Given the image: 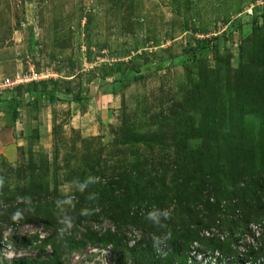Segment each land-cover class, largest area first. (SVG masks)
<instances>
[{
	"label": "rangeland",
	"instance_id": "rangeland-1",
	"mask_svg": "<svg viewBox=\"0 0 264 264\" xmlns=\"http://www.w3.org/2000/svg\"><path fill=\"white\" fill-rule=\"evenodd\" d=\"M263 42L264 0H0V83L18 79L28 68L41 74L9 89L0 85V212L11 218L0 229V264L16 258L28 260L22 264H48L55 256L62 264H133L134 259L143 264L126 250L139 243L140 232L130 225L122 231L126 248L114 250L102 241L115 229L108 212L126 202L130 216L154 205L152 195L168 197L171 191L192 202L191 184L207 172L201 137L194 134L208 103L197 100L196 89L209 79L223 90L224 80L231 78L225 67L236 71ZM256 75L251 83L259 85ZM76 96L79 103L73 102ZM221 102L219 113L225 108ZM4 127L9 131H1ZM262 128L261 120L248 113L224 118L218 135L239 133L249 140L246 162L257 171L264 165ZM222 139L217 146H224ZM208 144L213 147L211 140ZM170 161L185 168L193 162V174L173 173ZM158 162L167 171L149 186L147 177ZM221 171L213 194L225 198L218 204L224 214L177 248L173 264H192L197 256L198 264L204 258V264H232L240 250L229 238L238 232L232 227L240 217L239 203L227 197L233 192L228 168ZM120 172L129 181L110 185ZM89 177L99 181L77 187ZM66 200L71 203L57 204ZM26 201L29 221L13 219ZM175 205L166 207L175 213ZM36 213L49 223L34 218ZM64 216L73 226L60 240ZM245 218L246 228L264 214ZM170 220L178 229L188 223L182 215L172 214ZM139 244L149 263L163 264L171 253L167 243L157 251L152 236ZM258 256L264 259V248Z\"/></svg>",
	"mask_w": 264,
	"mask_h": 264
},
{
	"label": "trees",
	"instance_id": "trees-1",
	"mask_svg": "<svg viewBox=\"0 0 264 264\" xmlns=\"http://www.w3.org/2000/svg\"><path fill=\"white\" fill-rule=\"evenodd\" d=\"M206 46V43L199 44V47L201 48H205ZM254 69L258 70L259 74H253L252 70ZM225 70L231 73V78H226L224 80L223 90L220 89L221 87L217 83L212 81L209 82V79H207V81L204 79V82L208 84L202 83L196 89L197 100H201L203 103H208V105H206L204 108L205 110L202 114L201 121H199L197 124V127L195 128L196 132L194 134L196 137H201L199 153L203 157V164L206 167L207 172L206 174H198L196 176L195 183L191 184L192 189H190L189 194L192 196V202L180 198L175 193L172 194L171 191V194L168 195V197H166V194L164 193H161L158 197L152 195V201L155 203L154 205L146 204L145 207L141 209V212L135 210L130 214V216H128L129 209L126 206V202L124 204L114 205L113 210L116 212H108V217L112 219L114 226L112 229H115L113 232L107 230L103 234L104 238L102 239L103 242L112 243V245H114V250L120 249V247L123 249V247H125L122 244V231H124L126 227H129V225L140 232L139 239L137 240L139 243L146 236L149 238L153 235L163 236L167 233H170L171 238L167 241V244L170 246L171 253L168 254L164 263L173 264L174 255L175 258L178 256L177 254H174L177 248H183L189 242L195 240L198 237V231L200 229H209L212 226V223L215 221L216 216L224 214L219 210L218 204L225 198L219 199V197H216L217 195L213 194V192L215 190H219L220 187V185L216 186L215 183L219 181V177L222 172L221 167L228 168L227 173H229L230 188L233 190V192H227V197H229V199L234 198L239 203L237 207V213H240V217L237 220V224L233 225L232 227H235V230H238V232L236 234L231 233L229 235V238L232 239L231 241L233 242V245H236L237 240H239L241 235L246 232L244 225L248 220L245 218V216L249 217L252 212H258L259 215L262 214L263 216L264 200L262 202L261 200L262 198L264 199V165H261L257 171L252 170L250 164L246 162L247 157L251 155V143L249 140L239 138V133L230 134V132H226L223 139L218 134L219 126L224 122V118L225 120L232 121L237 120L240 118V116L249 113L261 120V125L263 128L261 130L262 134L260 135V138L261 144L264 145V42L260 45L259 49L254 51L253 56L248 58L244 64L240 65L236 71L226 67ZM229 75L227 76L229 77ZM253 75H260L258 77V82L260 83L259 85L251 83V81H253ZM205 100L206 102H204ZM222 100L223 104H225V113H219L218 107L220 105L222 106ZM249 100H254L256 103L250 104V102H248ZM73 102L79 103L80 99L76 96L73 98ZM258 109L261 110L260 115H257ZM15 115V110H12L11 120H14ZM208 133L213 135L212 138H208ZM220 138L223 140V147L217 146L216 142ZM210 140L213 142V147L209 146L208 144ZM221 148H223L224 151L222 155L219 154V150ZM190 154L193 153L190 152ZM196 162H198L197 159ZM171 163L172 165L174 164L173 173H178V170H185L186 172L191 170V174L194 172V168L191 169V166L194 164L193 162H189L186 168L180 166L178 161H172ZM175 166H177V169H175ZM158 168H160L159 172ZM166 171L167 170L164 169V165L161 162H158V167L153 172L152 177H147L149 180L148 185H152L153 181L156 182L160 179L163 180V176L165 175ZM114 176H116V179L110 181V185L115 184L120 186L122 181H129L127 178V173L125 172L117 173ZM176 180L180 182V180ZM158 199H160V202H157ZM209 199H212L213 202H209ZM27 202L28 201L23 202L24 206L22 205L21 207H24V210L20 212V216H23L22 219L26 222L30 219V210H28L25 206ZM171 202L176 203V205L173 207V209H175V213L172 214L182 215L188 219V223L182 226V228L178 229L177 225L171 222L170 219L162 221L167 225L166 228L156 227L151 221L146 219L147 212L150 211L154 206L160 209H165L167 208L166 204ZM1 213L2 212H0V216ZM8 214L9 212H6V220H4V224H0V229L7 227L6 223L8 224V221L11 219ZM5 216L2 215L0 218H4ZM223 216L224 215H222V217ZM33 217L36 219H41V222L44 225L49 223L48 219L46 220L41 218L38 213H36ZM254 219L256 220L257 218ZM63 236H60V240L63 238ZM139 243H137L135 246H130L129 248L125 247L127 252H129V254L136 255L137 257H141L142 261H145L143 264L161 263V260L153 261L152 259V261L149 263V257H146L147 250H143L142 256ZM210 246L214 247L213 244ZM145 248L149 249L148 246ZM259 251L260 248L257 250L247 249V251L243 254V258L246 259L250 264H254L255 260L261 257L258 256ZM232 257L237 258L238 252H236ZM234 258L230 259V263L238 264L234 263ZM136 260L137 259H134L132 263L135 264ZM47 261L49 262L48 264H62V259H59L58 256L51 257ZM27 262L28 260L26 258H16L11 261L12 264H22ZM36 262H38L37 258L31 260V263ZM261 264H264V259Z\"/></svg>",
	"mask_w": 264,
	"mask_h": 264
},
{
	"label": "built area",
	"instance_id": "built-area-1",
	"mask_svg": "<svg viewBox=\"0 0 264 264\" xmlns=\"http://www.w3.org/2000/svg\"><path fill=\"white\" fill-rule=\"evenodd\" d=\"M39 79H41V74L31 68H28L27 72L23 73V75L19 77L18 79L15 80L13 78H4V80L1 81L0 85L2 87L9 89L14 86V83H17V82L27 83L31 81H37ZM257 231L259 232V235H257ZM237 246H240V250L237 249L238 257H239V260L237 259L238 264H250L246 259L243 258V254L247 251V249L257 250L260 247L264 248V218H262L259 222L249 223L247 225L246 234L241 235L240 239L237 240L236 247ZM197 257H198V260L193 259L195 263H199L200 261L199 256ZM216 257L220 258L218 255ZM205 259H208V258H204V260ZM204 260L201 261V264L205 263ZM217 262L213 263L211 261L210 264H217ZM262 262H263V257H259L255 260L254 264H261Z\"/></svg>",
	"mask_w": 264,
	"mask_h": 264
},
{
	"label": "clouds",
	"instance_id": "clouds-1",
	"mask_svg": "<svg viewBox=\"0 0 264 264\" xmlns=\"http://www.w3.org/2000/svg\"><path fill=\"white\" fill-rule=\"evenodd\" d=\"M99 181L98 177H89L87 180L84 182V184H79L77 183V187L83 188L87 184L90 183H96ZM4 186V179L0 177V188H3ZM62 203H71L70 200L66 201H57V204H62ZM172 212L170 209L165 208V209H160L157 207H153L150 211L147 212L146 214V219L151 221L156 227L159 228H166L167 225L163 223L162 221H166L171 218ZM20 216V213L17 212L14 216L13 219H17ZM60 224L62 227L59 229V234L63 236L68 229L72 228V220L71 218L64 216L63 218L60 219ZM257 235H259V232L257 231ZM139 238V237H138ZM171 238L170 233L163 235V236H157L153 235L152 236V241H153V247L157 249V251H160V246L161 245H166L167 241Z\"/></svg>",
	"mask_w": 264,
	"mask_h": 264
},
{
	"label": "crops",
	"instance_id": "crops-1",
	"mask_svg": "<svg viewBox=\"0 0 264 264\" xmlns=\"http://www.w3.org/2000/svg\"><path fill=\"white\" fill-rule=\"evenodd\" d=\"M1 131L8 132L9 130H7V127H4V128L1 129Z\"/></svg>",
	"mask_w": 264,
	"mask_h": 264
}]
</instances>
